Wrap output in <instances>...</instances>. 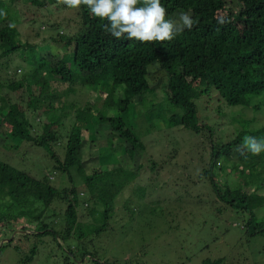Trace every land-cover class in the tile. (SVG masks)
<instances>
[{"label": "trees", "instance_id": "trees-1", "mask_svg": "<svg viewBox=\"0 0 264 264\" xmlns=\"http://www.w3.org/2000/svg\"><path fill=\"white\" fill-rule=\"evenodd\" d=\"M22 1L49 13L53 4L68 8L61 0H0V10L7 12L5 21H0V85L25 95L24 105L9 98L8 93L0 96V146L11 153L20 142L42 147L51 167L69 176V186L58 189L50 183V176L32 177L9 163V153L1 152L0 239L15 230V223L20 218L28 224L33 221L34 228L0 243V253L2 248H10L16 253V263L29 264L37 259L36 256L52 255L38 246L43 237H50L58 249L64 247V256L59 263L51 264H68L72 249L78 248L73 244L76 238L69 230V225L77 219V188L85 193V199L81 200L85 206L100 209L101 224L93 232L102 231L110 218L119 188L126 182L131 183L137 169L143 165L135 159V156L143 155L141 152L145 148L140 130L153 131L160 124L165 128L176 127L188 136L205 132L202 133L205 142L201 140V148L206 151L207 162L201 165L199 176L205 178L219 200L232 209L248 213L245 224L241 225L248 236L264 234V212L256 220L251 211L256 206L264 208V151L253 155L243 147L236 152V146L245 136L264 140V123L247 128L250 119L232 118L240 125L234 135L212 136L214 127L204 122L196 102L202 97L208 100L211 97L218 103L217 108L224 103L253 112L264 106V0H161L167 9V18L188 12L196 21L191 30L185 28L172 41L164 43H141L126 36L117 40L103 30L106 20L92 16L87 7L81 6L74 13L76 28L68 19L45 24L46 29L54 30L48 38L60 55L50 54L46 49L44 55L28 56L26 61L31 62L30 69L21 72L17 78L7 69L11 55L19 48L33 50L37 46L26 37L21 39L16 27H9V24H16L12 22L14 5ZM54 8L60 12L58 6ZM29 21L34 23L36 20ZM32 32L30 38L33 39L38 30ZM150 65L154 66L153 72L162 71L166 76L163 95L158 102L146 97L154 92L153 84L161 80L157 77L151 81ZM43 68L47 69L45 74ZM48 77L56 84L51 85ZM74 86L79 89L74 90ZM139 103H144L145 108L141 113L136 112L135 117L143 123L139 126L132 123L140 128L138 130L131 122L123 120L121 114L129 108H140ZM109 110L117 114H108ZM26 111L33 113L39 121L33 116L27 117ZM66 116L70 121L68 129L62 125ZM86 127L107 128L106 135L119 138L116 145L111 141L105 144L124 154L126 165L134 160L135 168L130 169L125 164L112 170L92 167L91 172L85 174L84 164L88 161L83 159L82 149L84 142L90 144L91 141L83 136ZM61 133H64L65 141L60 158L53 144L59 138L57 134ZM12 140L17 144H11ZM152 161L150 165L154 167ZM222 162L223 165L231 162L234 170L243 167L236 177L246 179L250 192L246 193L238 186L224 185L223 196L220 195L212 169L219 163L217 168L220 170ZM71 170L79 177L78 185L71 177ZM143 198L141 187L139 199ZM52 203L58 207L52 215L59 214L60 227L55 219L50 223L44 220V213ZM132 211L130 209V215ZM21 229L28 228L22 226ZM59 241L65 245H60ZM93 254L94 251L87 252L85 248L76 252V255L88 256L95 264L115 263L100 261ZM223 260V257L204 258L199 264H223Z\"/></svg>", "mask_w": 264, "mask_h": 264}, {"label": "rangeland", "instance_id": "rangeland-1", "mask_svg": "<svg viewBox=\"0 0 264 264\" xmlns=\"http://www.w3.org/2000/svg\"><path fill=\"white\" fill-rule=\"evenodd\" d=\"M54 6H58L60 12L56 11ZM138 6H143V3ZM14 7L15 20L13 19L12 22H16L15 27L20 33V38L26 37L29 42L37 45L33 50L19 48L11 55L7 69L9 73L14 72L15 77L18 78L21 72L30 69L31 62L26 61L28 56L35 58L40 54L44 55L46 49L50 54L60 55L61 52H56L48 38V35L54 34V30L46 29L45 24L59 20L64 22L68 19L69 24L76 28L77 17L74 14L75 9L62 8L57 4L49 7L50 13L46 9L39 10L23 1L15 4ZM32 18L36 20L34 23L29 21ZM170 19H175L179 23V16L174 15ZM0 21H5V18L0 17ZM34 29L38 30V34L32 39L30 35L33 34ZM67 58L68 55H66ZM149 69L150 73L155 70L152 65ZM42 71L45 74L47 69L43 68ZM157 77L161 80L153 84L154 92L146 95L147 98L156 102L162 98L163 84L166 80L162 71H155L150 75L151 81L156 80ZM47 81L51 85L56 84L51 77H48ZM74 87V90L79 89ZM116 92L119 94L118 91ZM7 93L16 103L24 105L25 95H20L19 90L12 91L0 85V96H6L4 94ZM205 98L202 97L196 101L198 113H201L205 123L213 125L212 136L223 138L234 135L235 129L240 128L234 119L238 120L239 117L250 119L247 128H256L264 123V106L257 112L240 109L237 108L238 106H227L224 103H220L217 108L218 103L215 100L211 97L209 100ZM131 103H134V100ZM139 105L140 108H134V110L129 108L121 114L123 120L131 124L136 123L138 126L142 124V120L135 117V114L141 113L145 105L144 103ZM108 114L115 115L117 112L109 110ZM26 116H33L35 121H39V118L29 111H26ZM144 119L146 121V116ZM62 121L64 129H68L70 121L67 116ZM86 128L83 136L91 141L90 144L84 142L82 149L83 159L88 161L84 164L85 174L90 173L92 167L112 170L126 165L127 157L117 150H111L110 146L105 144L106 141H111L113 145H116L120 142L119 138L106 135L107 128L103 130ZM202 133L205 132L188 136L176 127L165 128L161 124L153 131L140 130V139L145 144V148L141 152L143 155L135 156V159L143 165L137 169V174L131 183L126 182L119 188V193L113 199V210L107 225L98 233H94L93 230L101 224L100 209L95 206H85L82 202L86 197L85 193L80 187L77 188L79 199L76 206L77 219L69 225V230L79 243L76 239L73 240V244H77L78 248L72 249L74 259L71 260L72 255L68 264H95L88 256L76 255V252L82 248H85L87 252L94 251L93 255H96L100 261H112L115 262L114 264H199L204 258L217 257L224 258L223 264H264V234L248 236L241 227L245 224L248 213L232 209L219 200L205 178L199 176L202 174L201 165L207 162V154L204 153L206 151L201 148V140L205 142ZM57 135L59 138L56 144H53V148L61 158L65 135L64 133ZM16 142V140L10 141L14 145L17 144ZM243 142L244 139L236 146V152L243 148ZM1 152L9 153V163L32 177L50 176V183L58 189L69 186V176L51 167V161L42 147L20 142L12 153L0 146ZM151 160L154 162V167L150 165ZM233 160L236 159L233 158ZM135 164L134 160H130L127 165H129L128 168L134 169ZM218 165L219 163H215L212 170L221 196L226 186H238V189L246 193L250 192L246 179L236 177L243 167L234 170L231 162L224 165L222 162L221 169L218 170ZM70 174L78 185V175L74 170H71ZM141 187L144 193L143 200L139 199ZM128 205L132 208L127 209ZM130 209H133L131 215ZM54 211H58V207L52 203L44 213L46 222L50 223L51 220L58 219L59 214L56 217L52 215ZM251 211L256 215L257 220L264 212V208L256 206ZM22 226L28 229L24 231L21 229ZM33 226V221L28 224L23 218L18 219L15 230L5 239H0V243L15 237V234L28 233L34 228ZM60 226L57 220V227ZM54 243L50 237H43L38 246L52 255L46 258L36 256L37 259L29 264L59 263L64 256V247L58 249L57 244ZM59 243L65 245L62 241ZM0 264H18L16 253L10 248H2Z\"/></svg>", "mask_w": 264, "mask_h": 264}, {"label": "clouds", "instance_id": "clouds-1", "mask_svg": "<svg viewBox=\"0 0 264 264\" xmlns=\"http://www.w3.org/2000/svg\"><path fill=\"white\" fill-rule=\"evenodd\" d=\"M68 8L87 7L90 14L100 20H106L103 30L120 40L127 37L141 43L172 41L185 28L191 30L196 21L190 13L180 12L179 23L167 18V9L161 0H61ZM0 17L6 18L7 12L0 10ZM223 23V19L220 21ZM9 27H15L9 24ZM243 147L253 155L264 151V140L252 136L244 137Z\"/></svg>", "mask_w": 264, "mask_h": 264}]
</instances>
